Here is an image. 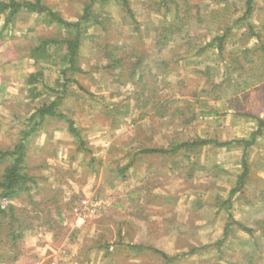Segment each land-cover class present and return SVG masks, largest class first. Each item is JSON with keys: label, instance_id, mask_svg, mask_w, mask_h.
<instances>
[{"label": "rangeland", "instance_id": "374dc122", "mask_svg": "<svg viewBox=\"0 0 264 264\" xmlns=\"http://www.w3.org/2000/svg\"><path fill=\"white\" fill-rule=\"evenodd\" d=\"M41 1L69 21H77L92 2ZM168 1V9L158 10L162 0H129L140 33L116 0L103 7L97 1L95 16L101 25L90 26L83 36L77 66L81 73L68 71L63 48L33 53L43 40L65 37L66 30L34 15L21 16L9 29H2L0 17V150H13L22 132L34 126L29 120L35 110L59 96V112L73 120L85 144L82 147L68 123L58 119H47L27 139V171L39 184L33 200L51 211L58 226L52 229L43 219L35 221L19 244L15 264H168L160 254L141 252L135 246L155 248L170 258L200 248L198 254L174 264H240L243 251L253 252L254 264H264V237L255 224L264 220V133L246 153L249 178L231 206L233 219L252 233L230 228L222 257L212 246L225 234L228 215L223 203L243 173L244 147L188 148L174 157L140 153L143 146L167 148L195 139L221 144L249 139L258 123L248 114L264 119V81L244 92L225 85L207 86L202 74L206 66H212L215 85H221L226 63L210 51L186 61L180 58L220 33L209 23L208 12H221L220 5L192 0L193 5L206 6L205 23L190 26L189 42L155 52L149 60L159 75V97L163 102L177 101L168 115L158 117L150 106L136 110L140 85L130 73L135 60L124 59L119 78L109 70L108 43L125 41L135 51H151L156 26L175 15L174 0ZM233 1L236 19L244 14L246 0ZM255 2L264 6V0ZM254 14L252 22L263 25L264 18L257 19V10ZM243 30L229 38L228 51L237 49ZM256 43L252 39L249 46ZM178 81L184 82L183 87ZM192 91L198 93L195 98L189 96ZM189 103L196 120L187 124L192 117ZM213 110L217 115L208 114ZM9 161L0 160V177ZM15 204L34 209L27 196ZM207 245L211 247L203 249Z\"/></svg>", "mask_w": 264, "mask_h": 264}, {"label": "trees", "instance_id": "16d2710c", "mask_svg": "<svg viewBox=\"0 0 264 264\" xmlns=\"http://www.w3.org/2000/svg\"><path fill=\"white\" fill-rule=\"evenodd\" d=\"M97 1L103 7L110 0H92V2L86 4L82 16L77 21H69L62 17L57 11L45 5L41 0H0V17L3 19L2 29H9L19 17L24 15L43 17L49 24L66 30L67 34L60 39L51 38L49 40H43L41 45L33 50V53L38 54L44 52L49 47L63 48L65 50L64 61L69 64L68 71L81 73L82 71L77 66L79 63L83 36L90 26L101 25V21L95 16V4ZM116 1L133 20L135 31L140 33L141 24L136 20L129 0ZM213 1L216 5H220L221 12L209 9V23L212 27L217 26L218 31L222 34H213L214 36H212L211 40L204 43L201 42L199 45L196 44L194 48L191 49V51L194 52L191 56L188 55L191 51H188V54L180 58L186 61L193 57L207 55L209 53L208 51H210L212 55L219 56L221 62L226 63V79L223 81V84L215 85L211 73L213 70L212 66H206L202 74L204 75L207 86H214L216 88L217 86L222 87L225 85L228 90L233 87L232 89L234 91L244 92L246 88L254 87L264 81V24L256 26L252 22L256 10L258 13L257 19L260 20L264 18V6L259 8L255 0H246L243 8L244 14L235 19L233 16L238 13V10L234 8L236 7V2L233 0ZM168 2V0H162L161 5L157 6V9H168ZM174 6L175 15L173 20L164 22L163 24L160 23L156 26V38L153 44L149 45V50L151 51L139 52V49L135 51V46H131L133 51L129 52L126 48L130 47L128 46L130 42L126 43L125 41H123V44L116 41L112 44L108 43L106 46L108 48L106 58L111 62L110 67L112 68L109 67V70L115 73V78H119L121 74H123L120 70L123 68L124 59L135 60L130 73L132 78L137 77L140 85L135 95L136 110L138 108L143 109L144 107L150 106L158 117L168 115L167 113L171 110V106L177 101L169 98L163 102L159 97L158 89H156L159 75L153 72V67L150 65L149 60L154 57L153 54L155 52L156 54H161L165 49H169L177 43L183 41L189 42L191 40L189 35L190 26L193 24H203L206 21L204 16V7L206 6L193 5L192 0H174ZM226 18L230 21L226 23V25L225 23L222 25L221 21ZM239 29H244L238 40L239 46L236 50L230 52L227 49L228 43L231 41L229 38ZM252 39H256L257 43L249 46ZM155 60L157 59L155 58ZM162 63L168 64L169 62ZM198 71L199 70H196L195 73H201V71ZM231 78L233 79L231 80ZM183 83L182 81H178V86L183 87ZM191 93L189 94L191 98H195L198 94L196 91H192ZM61 101L62 97L59 96L50 104H45L35 110L29 120L31 123L35 122L34 126H31L29 131L24 130L22 132V139L15 145L14 149L11 151L0 150V160H6V158L10 160V164L5 168L0 177V200L6 201V205L0 204V264H15L17 262L19 244L23 241L25 233L34 227L33 223L35 221L43 219L50 228L53 227L52 229H54V226H58L52 218L51 211L44 209L41 203H37L33 200L34 192L39 188V184L34 176H31L27 171L26 141L35 132L36 128L43 125L47 119H58L61 121L65 120L69 125L70 134L77 139L82 147L85 146L81 132L74 126L73 120L59 112L58 108ZM187 108L189 111H192L190 121L186 122L188 124L196 120V114L190 103ZM208 114L217 115V112L213 110ZM172 115L175 116L174 114ZM248 117H251L258 123L257 130L252 133L249 139L226 142L223 144L215 140L195 139L171 145L167 148H149L143 146V149L140 150V153L146 156L169 155L170 157H174L180 153L188 152V148H203L210 145L222 148L232 144H239L244 147L245 155L242 161L244 168L243 173L238 178L236 186L231 189L228 199L223 203L224 211L228 215V224L225 229V234L222 240L212 246L217 248L216 251L221 255L220 257L223 256L222 247L230 228L238 226L242 230L252 233L250 228H246L244 224H240L234 220L231 214L233 198L239 193H242L249 178L250 171L246 160V153L256 145L258 138L264 133V119L249 114ZM37 119L38 122H36ZM135 159L133 160L134 162L130 163L129 167L132 166V164L134 165ZM121 171L124 172V169ZM121 174L125 176L123 173ZM23 196L28 197L31 205L34 206L33 211H30L28 208H20L15 204V201ZM59 215L61 214L59 213ZM255 224L256 228L261 232V236L264 237V220L256 221ZM108 245L109 244H107V247ZM210 247V245H207L203 247V249H208ZM134 248L141 252L149 251L160 254L162 258L166 259L168 264H174L181 259L194 256L200 251V248H192L189 252H183L176 255V257L170 258L166 253L155 248L145 246H135ZM238 259L240 264H254L253 252L243 251L240 253Z\"/></svg>", "mask_w": 264, "mask_h": 264}]
</instances>
